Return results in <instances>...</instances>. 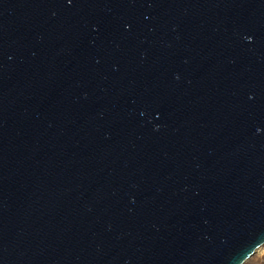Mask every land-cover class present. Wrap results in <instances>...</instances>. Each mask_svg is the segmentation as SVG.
Instances as JSON below:
<instances>
[{
	"label": "water",
	"instance_id": "water-1",
	"mask_svg": "<svg viewBox=\"0 0 264 264\" xmlns=\"http://www.w3.org/2000/svg\"><path fill=\"white\" fill-rule=\"evenodd\" d=\"M263 244L264 0H0V264Z\"/></svg>",
	"mask_w": 264,
	"mask_h": 264
},
{
	"label": "rangeland",
	"instance_id": "rangeland-1",
	"mask_svg": "<svg viewBox=\"0 0 264 264\" xmlns=\"http://www.w3.org/2000/svg\"><path fill=\"white\" fill-rule=\"evenodd\" d=\"M243 264H264V244L256 249Z\"/></svg>",
	"mask_w": 264,
	"mask_h": 264
}]
</instances>
